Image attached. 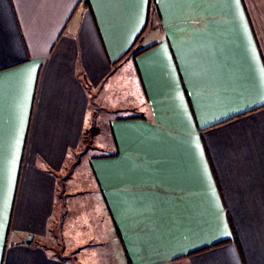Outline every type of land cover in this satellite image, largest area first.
<instances>
[{
	"label": "crops",
	"instance_id": "0c3cea01",
	"mask_svg": "<svg viewBox=\"0 0 264 264\" xmlns=\"http://www.w3.org/2000/svg\"><path fill=\"white\" fill-rule=\"evenodd\" d=\"M85 169L114 225L87 245ZM109 233L125 264H264V0H0V264Z\"/></svg>",
	"mask_w": 264,
	"mask_h": 264
},
{
	"label": "rangeland",
	"instance_id": "374dc122",
	"mask_svg": "<svg viewBox=\"0 0 264 264\" xmlns=\"http://www.w3.org/2000/svg\"><path fill=\"white\" fill-rule=\"evenodd\" d=\"M134 102V99L131 98L128 103L129 105H132ZM96 127H99V135L97 139L94 141V144L92 147H87V149L83 151L80 150V152H84L83 159H82V165L89 160H91L94 156L97 155H107L109 153L107 146V143L111 139V135L109 133L108 128L106 127L108 124L106 121H100L98 119V122H96ZM92 132L89 133V137H92ZM88 135H86L84 144L90 145ZM86 173L83 175L82 179V187L79 190V196L72 199V209L69 212L70 215V225L69 231L71 233L74 232L75 237L79 239V241H83V245H87L89 241V236H87L88 232L90 230L95 229L100 222L105 223V228H108L110 231H114V225L112 223L111 215L106 208V206L101 205L100 207H97V205L93 206L91 200H93L96 197V189L93 187L94 181L91 178V176L88 173V170H86ZM101 196V195H100ZM61 236V242H64L62 233L60 232ZM99 243H102L99 248H92L90 251H94L96 253V264H125V257H123V254L121 253V247L118 244V241L116 240V237L114 233H109L106 237L102 238H94ZM83 253H90L87 246L84 247ZM116 261H114V255ZM91 254V253H90ZM92 264L91 260L90 263Z\"/></svg>",
	"mask_w": 264,
	"mask_h": 264
},
{
	"label": "water",
	"instance_id": "95a60500",
	"mask_svg": "<svg viewBox=\"0 0 264 264\" xmlns=\"http://www.w3.org/2000/svg\"><path fill=\"white\" fill-rule=\"evenodd\" d=\"M32 240H33V239L30 238L29 240H26V243H27V244H30V243H32Z\"/></svg>",
	"mask_w": 264,
	"mask_h": 264
}]
</instances>
